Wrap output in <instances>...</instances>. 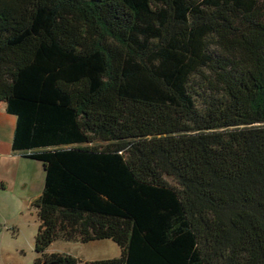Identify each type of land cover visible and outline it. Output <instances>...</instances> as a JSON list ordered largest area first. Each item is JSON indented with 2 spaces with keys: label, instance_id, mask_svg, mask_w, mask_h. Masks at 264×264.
<instances>
[{
  "label": "trees",
  "instance_id": "obj_1",
  "mask_svg": "<svg viewBox=\"0 0 264 264\" xmlns=\"http://www.w3.org/2000/svg\"><path fill=\"white\" fill-rule=\"evenodd\" d=\"M0 101L33 264H264V0H0Z\"/></svg>",
  "mask_w": 264,
  "mask_h": 264
},
{
  "label": "rangeland",
  "instance_id": "obj_2",
  "mask_svg": "<svg viewBox=\"0 0 264 264\" xmlns=\"http://www.w3.org/2000/svg\"><path fill=\"white\" fill-rule=\"evenodd\" d=\"M38 226L37 211L29 202L21 205L10 192L0 193V264H33ZM47 253H65L90 261L118 257L120 247L111 239L85 243L56 240Z\"/></svg>",
  "mask_w": 264,
  "mask_h": 264
},
{
  "label": "crops",
  "instance_id": "obj_3",
  "mask_svg": "<svg viewBox=\"0 0 264 264\" xmlns=\"http://www.w3.org/2000/svg\"><path fill=\"white\" fill-rule=\"evenodd\" d=\"M15 124L16 117L7 111L6 103L0 101V193L10 192L25 205L41 194L45 171L40 161L13 149Z\"/></svg>",
  "mask_w": 264,
  "mask_h": 264
},
{
  "label": "water",
  "instance_id": "obj_4",
  "mask_svg": "<svg viewBox=\"0 0 264 264\" xmlns=\"http://www.w3.org/2000/svg\"><path fill=\"white\" fill-rule=\"evenodd\" d=\"M43 264H55V263H47V262H44Z\"/></svg>",
  "mask_w": 264,
  "mask_h": 264
}]
</instances>
